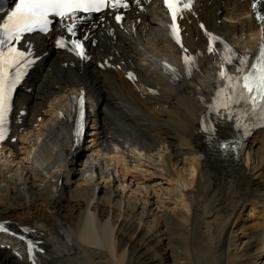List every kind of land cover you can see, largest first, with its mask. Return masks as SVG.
<instances>
[{
	"label": "bare ground",
	"instance_id": "6f19581e",
	"mask_svg": "<svg viewBox=\"0 0 264 264\" xmlns=\"http://www.w3.org/2000/svg\"><path fill=\"white\" fill-rule=\"evenodd\" d=\"M250 8L193 0L182 22L197 62L191 78L158 0H132L122 25L108 14L83 23L87 60L55 48L59 25L32 37L38 64L0 150V220L30 227L45 249L37 264H264V129L225 160L200 128L224 63L221 43L207 52L205 32L253 50L260 25ZM80 96L84 144L70 99ZM139 231L142 246L125 240ZM0 264L32 262L24 247L0 242Z\"/></svg>",
	"mask_w": 264,
	"mask_h": 264
},
{
	"label": "snow or ice",
	"instance_id": "6c2138e0",
	"mask_svg": "<svg viewBox=\"0 0 264 264\" xmlns=\"http://www.w3.org/2000/svg\"><path fill=\"white\" fill-rule=\"evenodd\" d=\"M132 0H16L15 6L7 10L0 5V11L5 15L0 17V143L8 137L6 121L12 110V93L17 85L36 62V55L32 44L34 34L47 36L55 30L56 25L66 32H62L55 40V48L64 49L74 53L80 60H87L85 41L89 39L87 34H81L80 28L93 14L111 11L117 24H122L124 15L118 10H127ZM139 6L141 0H135ZM261 0H254L252 9L255 19L264 25V14L257 10ZM193 0H163V6L171 17V35L175 43L180 46L183 55L185 73L191 78L194 69H197L195 58L188 54L184 47L180 27L177 20L182 18L185 10H191ZM143 10V9H141ZM200 27L203 29L204 25ZM264 32V28H262ZM208 37L207 52L216 54L214 47L216 41L223 44V52L219 53L224 66L218 73L216 90L207 106L208 113L214 115L210 120L205 115L200 124L201 131L211 137L217 132L212 124L224 122L228 125L225 131H232L234 136L241 138L250 135L251 130L258 126H264V43L261 44L255 57L237 54L231 47L225 44L218 36L205 32ZM250 61H253L250 63ZM228 66L235 67V75L230 74ZM171 73L173 79H179L176 69L164 65ZM129 73V79H133ZM72 101L79 103V120L76 124V142L79 143L83 130L85 115V102L83 96L72 97ZM75 110V109H73ZM23 115V113H21ZM15 142L14 140L12 141ZM240 141L233 140L219 144V148L230 151L232 147H238ZM22 233L31 231L22 228ZM0 233L16 236L5 223H0ZM27 246V253L32 258V264H37L35 253L43 254L45 249L38 243L26 239L24 235L18 237Z\"/></svg>",
	"mask_w": 264,
	"mask_h": 264
},
{
	"label": "rangeland",
	"instance_id": "374dc122",
	"mask_svg": "<svg viewBox=\"0 0 264 264\" xmlns=\"http://www.w3.org/2000/svg\"><path fill=\"white\" fill-rule=\"evenodd\" d=\"M108 121H109V123H110V125H111V129L113 130L112 132H122L120 129H119V127H118V123H117V120H115V118H114V116L113 115H111V116H109V118H108ZM130 156H132V157H134L132 160L134 161V164L133 165H136L137 164V161H138V158H137V156H134V155H131L130 154ZM136 172H134V174H135ZM137 174V173H136ZM135 174V175H136ZM137 177H141L140 175H138ZM166 181H164L163 182V186L165 187V186H167V184L165 183ZM135 184V183H134ZM263 188H264V185H263ZM66 204V203H65ZM129 234V235H128ZM128 234H126L125 235V240L126 239H129V238H131V236L133 237V239H134V241H135V243H137V245H143V243H142V234H141V232L139 231V233L137 232V233H135V235L133 236V234L132 233H128ZM132 234V235H131ZM141 239V240H140ZM141 241V242H140ZM68 245H67V248L69 247V242L67 243ZM143 248V247H142ZM141 248V249H142ZM143 252V251H142ZM160 254H163V256H165V252L164 251H162V249H160Z\"/></svg>",
	"mask_w": 264,
	"mask_h": 264
}]
</instances>
